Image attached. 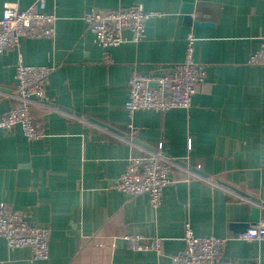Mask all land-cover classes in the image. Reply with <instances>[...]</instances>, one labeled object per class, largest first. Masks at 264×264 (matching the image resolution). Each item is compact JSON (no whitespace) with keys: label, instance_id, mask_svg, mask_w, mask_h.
I'll return each instance as SVG.
<instances>
[{"label":"crops","instance_id":"0c3cea01","mask_svg":"<svg viewBox=\"0 0 264 264\" xmlns=\"http://www.w3.org/2000/svg\"><path fill=\"white\" fill-rule=\"evenodd\" d=\"M35 1L0 0V18L5 4L24 10ZM45 4L57 19L54 39L22 38L0 58V116L16 105L19 56L25 65L52 68L47 100L31 105L45 137L30 142L18 127L0 131V203L50 230L48 258L30 263L28 249L8 250L0 238V264H172L184 249L185 222L197 237L237 236L230 225L247 224L258 207L252 225H264V67L247 64L264 39V0ZM136 5L161 14L147 21L143 39L107 52L97 47L82 15ZM186 12L207 26L188 25ZM188 34L196 38L194 60L206 70L191 108L137 112L130 130L124 103L131 75L180 63ZM158 144L177 161L157 209L146 195L107 188L130 156L152 153ZM129 234L162 238L163 256L129 250L123 240ZM221 261L264 264V240H229Z\"/></svg>","mask_w":264,"mask_h":264},{"label":"built area","instance_id":"2783aa9c","mask_svg":"<svg viewBox=\"0 0 264 264\" xmlns=\"http://www.w3.org/2000/svg\"><path fill=\"white\" fill-rule=\"evenodd\" d=\"M45 0H36L27 9L5 4L0 18V58L10 50H16L20 39L53 40L56 34V17L45 11ZM153 11H144L140 5L116 10H90L82 20L92 34L94 44L102 51L125 42L138 43L145 33L148 20L160 17ZM128 32L130 37H124ZM196 38L188 34L185 40L183 60L169 67H159L149 75L134 73L128 80L124 103L129 124L133 129L134 115L140 111L167 112L171 109L189 110L197 87L206 82L205 66L194 60ZM105 61L108 56L105 53ZM249 66L264 67V39L248 58ZM16 86L11 95L16 105L0 116V131L12 132L19 128L26 140L33 142L45 137L43 121L31 114L33 100L46 101V88L52 68L45 65H25L19 61L15 69ZM157 149L143 156H130L124 171L108 185L109 190L128 196L146 195L149 205L157 209L165 188L171 183L169 173L174 160ZM190 148V145H189ZM0 238L8 250L20 248L30 251L29 262L48 258L50 230L27 223L20 212L0 203ZM129 250L152 252L163 256V239L136 234L123 236ZM182 252L172 256V264H228L221 261L224 247L229 240H264V225L256 224L246 233L231 237H197L190 224L184 223ZM259 264V263H252Z\"/></svg>","mask_w":264,"mask_h":264},{"label":"water","instance_id":"95a60500","mask_svg":"<svg viewBox=\"0 0 264 264\" xmlns=\"http://www.w3.org/2000/svg\"><path fill=\"white\" fill-rule=\"evenodd\" d=\"M192 13L193 12H186V17H185V20H186V23L188 24V25H191V26H193V27H202L203 25H205V24H203V23H200V22H198V21H193V19H192V17H191V15H192ZM205 26H207V25H205ZM88 121H90V122H93V123H95V124H97V125H99V126H101V127H103V128H105L106 130H108V131H110V132H113V133H118L116 130H114V129H112V128H110V127H108V126H106V125H104V124H101V123H99V122H96L95 120H93V119H90V118H88L87 119ZM120 135H122L124 138H127V136L126 135H124V134H120ZM131 141H133L135 144H139V145H141V146H143V147H148V146H146L145 144H143V143H141V142H139V141H137V140H135V139H133V140H131ZM153 151H155V150H153ZM175 161H177V160H174V162ZM252 202H254V203H256V205L259 203V201L258 200H255V199H252ZM259 213H260V210H259V208L258 207H253V208H251L250 209V217H249V222L247 223V224H231L230 225V227H231V230L234 232V233H236L237 235H240V234H244V233H246L252 226H254V225H252V224H254V223H258V221H259ZM252 225V226H251ZM256 225V224H255Z\"/></svg>","mask_w":264,"mask_h":264}]
</instances>
